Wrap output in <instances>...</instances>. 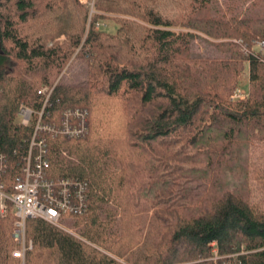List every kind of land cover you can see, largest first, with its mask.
Returning <instances> with one entry per match:
<instances>
[{"label": "trees", "instance_id": "16d2710c", "mask_svg": "<svg viewBox=\"0 0 264 264\" xmlns=\"http://www.w3.org/2000/svg\"><path fill=\"white\" fill-rule=\"evenodd\" d=\"M87 1L0 0L7 191L34 132L22 103L44 124L85 111L88 130L42 133L79 236L30 218L23 261L11 211L0 264H264V0Z\"/></svg>", "mask_w": 264, "mask_h": 264}, {"label": "built area", "instance_id": "2783aa9c", "mask_svg": "<svg viewBox=\"0 0 264 264\" xmlns=\"http://www.w3.org/2000/svg\"><path fill=\"white\" fill-rule=\"evenodd\" d=\"M99 23H97V28H99ZM257 45L264 49V42H259ZM55 85H43L39 88L38 94L45 96L44 106L52 95ZM236 98L246 97L237 94L233 99ZM43 114L44 108L37 111L24 103L19 107L16 122L24 126H34V132L28 142L20 174L14 178L9 191H7L3 177L9 169L10 158L6 152L0 150V218L7 217L11 211L15 215L12 235L17 247L13 255L23 260L26 252L33 247L32 240L27 238L28 219L42 218L74 234V229L62 223L69 210L73 208L69 195L70 180L61 181L57 189L55 183L47 179L50 158L46 138L42 133H63L72 137L84 135L88 131L86 112L65 110L60 122L51 124L42 122ZM14 153L17 151L15 150ZM77 185H79L77 195L80 196L83 204L84 187L81 183Z\"/></svg>", "mask_w": 264, "mask_h": 264}, {"label": "rangeland", "instance_id": "374dc122", "mask_svg": "<svg viewBox=\"0 0 264 264\" xmlns=\"http://www.w3.org/2000/svg\"><path fill=\"white\" fill-rule=\"evenodd\" d=\"M82 1L89 3L87 0H82ZM99 22L100 23L98 25L99 26L98 29H104V30H107V31H110V32H115L117 30V28H118V23L115 22L114 20H111V19H102ZM62 38H64V36L61 37V39ZM257 47H258V45H257ZM258 49H260V47H258ZM62 75H66V76L70 77V73L67 71V68H65L63 70ZM60 78H61V76L59 77V79ZM58 80H57V82H58ZM248 93H249V69H248V66H247L245 72L242 74V76L240 78V84H239V86H238L235 94L232 96V98L236 97L237 94L238 95H241V96L247 97ZM236 99H238V98H236ZM62 223L64 225L66 224L68 228L74 229L73 231H74V235L75 236H78L79 235L78 234V228L77 227H74V225H72L74 223V220L73 219L66 217L63 220ZM62 229H64V228H62ZM64 230H66L67 232H69L67 229H64ZM69 233H71V232H69ZM71 234H73V233H71Z\"/></svg>", "mask_w": 264, "mask_h": 264}]
</instances>
